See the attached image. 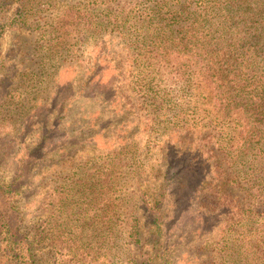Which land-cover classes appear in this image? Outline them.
Segmentation results:
<instances>
[{
    "label": "trees",
    "instance_id": "16d2710c",
    "mask_svg": "<svg viewBox=\"0 0 264 264\" xmlns=\"http://www.w3.org/2000/svg\"><path fill=\"white\" fill-rule=\"evenodd\" d=\"M10 8L12 17L4 18ZM29 27L39 35L41 69L33 76L40 83L55 78L62 61L74 64L78 58L87 64L86 58L92 55L89 47L100 45L106 33L114 34L119 48L112 57L117 59L113 79L118 77L123 87L128 83L145 107L154 106L157 119L171 120L184 129L194 124V133L213 142L214 151L230 164L236 165L251 151L264 160V0L0 1V39L7 29ZM76 46L80 49L75 50ZM78 50L81 53L76 54ZM100 51L96 58L106 57L107 51ZM87 68L91 73L84 87L97 78V83L103 82L104 67L94 63ZM112 83L109 86L116 96L119 88ZM56 90L57 97L45 102L36 98L29 102L26 91L19 95L10 91L11 110L24 117L35 109L38 116L48 104L49 118L63 88ZM67 101L57 108L54 121L67 116H62ZM32 118L41 122L39 139L19 162L17 175H26L36 164L39 181L54 176L46 188L52 189L51 199L42 202L48 215L38 227L30 228L28 236H22L9 212L14 205L8 201L0 205V264H41V258L49 259L46 264L122 263V239L138 242L142 232L135 207L129 204L135 195L129 197L124 183L119 187L117 163L112 159L125 146L119 144L118 150L111 151L114 154L108 153L110 160L102 162L101 156H93L83 163L88 147L102 153L94 134L85 139L81 133L73 140L56 139L53 121L48 126L42 122L45 117ZM51 145L56 153L63 150L51 167H44L43 159L34 161L39 158L33 155L34 149L43 152ZM254 160L252 171L244 174L251 176L248 182L261 179L254 193L262 196L264 161ZM133 166L136 175L148 172L142 163L134 161ZM212 167L219 168L215 163ZM12 183L15 189L13 185L7 189L18 191L16 181ZM153 210V230L162 233L161 213ZM46 248L51 251L42 257ZM153 250H144L140 264H152ZM209 256L212 264H264V233H224Z\"/></svg>",
    "mask_w": 264,
    "mask_h": 264
},
{
    "label": "rangeland",
    "instance_id": "374dc122",
    "mask_svg": "<svg viewBox=\"0 0 264 264\" xmlns=\"http://www.w3.org/2000/svg\"><path fill=\"white\" fill-rule=\"evenodd\" d=\"M13 13L10 8L5 11L4 18L9 19ZM113 36L106 33L100 45L89 47L92 55L86 58L88 65L78 58L74 64L62 61L55 78H47L45 84L33 76L41 69L38 32L30 27L10 28L0 39V205L5 201L14 205L9 212L22 236H28L30 228L38 227L48 215L43 201L51 199L52 189L46 188L52 183L53 175L39 181L36 164L27 170L26 175H17L19 162L39 139L41 122L32 116H43L42 122L48 126L53 121L51 130L55 127L53 135L56 139L70 137L73 140L80 136L79 133L84 139L95 135L94 140L102 153L88 147L81 159L83 163L91 161L93 156H101L102 162L110 160L108 153L114 154L111 151L118 150L119 144L125 146L112 159L117 163L119 187L124 183L129 197L135 195L129 204L135 207L142 232L138 242L122 239L123 259L120 264H140L144 250L153 249L152 264H212L209 255L224 233H264V194L258 196L254 193L260 189L258 183L261 179L248 182L251 176L244 174L252 171L249 167L254 159H263L256 156V151H251L236 165L230 164L222 153L214 151L213 142L208 143L194 133V124L184 129L173 125L171 120L157 119L154 106L153 109L145 107L128 83L123 87V81L118 77L113 79L117 59L112 57L119 48L118 39L115 41ZM76 49L80 48L76 46ZM101 49L107 51L106 57L96 58ZM94 63L105 68L100 74L103 82L97 83V78L84 87L91 73L85 68L93 67ZM112 81L119 88L116 96L109 86ZM58 86L63 90L59 99L53 101L55 112L49 118V113H45L51 109L48 104L42 107L38 116L33 112L35 109L24 117L11 110L14 106L10 97L12 91L16 95L26 91L31 97L29 102L33 98L45 102L54 95L57 97ZM65 99H68L67 112L62 116H67L54 121L55 113H59L57 108L63 106ZM7 101L10 103L6 108L8 112H5ZM100 126L108 127L100 129ZM86 144L89 141L83 143ZM61 151L56 153V146L52 145L43 152L34 149L33 155L39 158L33 159H43V166L51 167L55 159L62 156ZM134 161L145 165L147 174L133 173L130 166L134 167ZM212 163L219 168L214 171ZM14 180L18 187L16 192L7 189ZM151 203L154 205L150 206ZM154 208L161 213L158 221L162 233L153 230L156 223ZM155 239L159 241L155 243ZM48 251L51 249H43L41 256H46ZM41 259V264L49 261Z\"/></svg>",
    "mask_w": 264,
    "mask_h": 264
}]
</instances>
